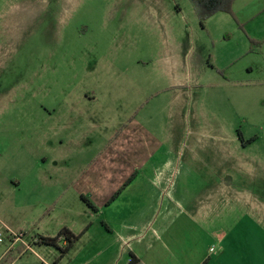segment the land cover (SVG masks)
<instances>
[{
  "label": "rangeland",
  "instance_id": "1",
  "mask_svg": "<svg viewBox=\"0 0 264 264\" xmlns=\"http://www.w3.org/2000/svg\"><path fill=\"white\" fill-rule=\"evenodd\" d=\"M90 93L98 99L83 126L64 145H45L42 110ZM206 130L219 131L218 147L202 156L214 160L217 148L218 178L235 190L213 221L219 233L235 227L229 264L243 247L264 262V0H234L204 25L191 0H0V264H116L104 225L125 204L112 200L151 157H178L180 144L195 145L191 132ZM133 141L131 157L123 147ZM13 177L23 179L20 193ZM83 198L113 205L98 215ZM65 228L87 233L69 256L27 246ZM15 236L28 244L14 245ZM195 237L218 246L202 231Z\"/></svg>",
  "mask_w": 264,
  "mask_h": 264
},
{
  "label": "crops",
  "instance_id": "2",
  "mask_svg": "<svg viewBox=\"0 0 264 264\" xmlns=\"http://www.w3.org/2000/svg\"><path fill=\"white\" fill-rule=\"evenodd\" d=\"M97 99L94 93H90L83 99L74 100L73 104L65 101L59 103L57 108L43 109L45 119L51 121L50 133L42 137L44 144L52 147H58L59 144L64 145L70 134H75L72 132L75 127L79 126V123L83 126L85 118L88 117L87 109L90 103L96 102ZM218 132L215 130L191 132L192 136L197 139L194 141L195 145L181 147L180 144L178 157L175 152L171 151L167 155L169 157L163 160L155 161L154 157H151V160L145 163L143 171H139L125 185L122 189L123 193L115 196L112 200L113 204L117 201L115 200L117 197L123 200L124 212L121 213L120 219L112 220L109 225L104 226H106L107 235L116 239L110 242V244H115L114 248L117 249L111 257L117 260L116 264H129L133 257L138 259L137 264H229L228 255L231 250H239L236 241L235 243L227 242L234 236L235 227L229 228L226 234L219 233L220 230L216 228V224L213 227V221L218 219L219 213L221 214L219 211L220 198L223 196L232 198L235 190L230 188L232 180H229V176L218 178L217 148H215L214 160L204 159L201 153V150L209 147H218L217 141L212 138L217 137ZM86 136L87 134L84 139ZM32 138L38 139L36 135ZM202 138H209V140L203 141ZM79 141L81 139L68 142L80 147ZM123 150H128L131 157H134V154L138 155L134 141L129 148L123 147ZM186 153H188L190 162L182 160V156ZM42 160L47 162L46 154H31L29 162L40 163ZM221 167L225 169L223 165ZM209 169H215L217 173L213 175L211 171H204ZM11 180L13 190L20 193L23 179L13 177ZM224 189L231 190L230 197L223 191ZM83 201L87 203L84 198ZM113 204L107 207L103 205L102 208L88 206L95 214L100 215ZM247 216L251 215L248 213L245 217ZM257 229L262 230L259 227ZM69 230L77 235L72 228ZM201 231L209 238L216 240L218 246L214 244L202 247L195 237V233ZM188 234L191 236L190 242H188ZM85 235L87 233H82L79 237H85ZM24 238L13 240V244L24 241L26 245ZM32 238L35 248L27 243L32 253L39 255V252L45 248L51 249V252L54 251V247L38 245L36 243L38 236ZM80 238L66 256H69L76 244L80 243ZM242 249L243 258L237 257L236 254L233 263L254 264L257 259L253 260L250 257L247 248ZM90 253L91 258L89 259H95L102 256L103 248L96 252L91 250ZM258 261H260L258 264H264L261 260Z\"/></svg>",
  "mask_w": 264,
  "mask_h": 264
},
{
  "label": "trees",
  "instance_id": "3",
  "mask_svg": "<svg viewBox=\"0 0 264 264\" xmlns=\"http://www.w3.org/2000/svg\"><path fill=\"white\" fill-rule=\"evenodd\" d=\"M195 7L196 13L202 23L215 16L217 13H231L234 0H191ZM88 205L94 208L85 198ZM80 237L73 234L69 229L65 228L56 237L39 236L37 244L49 246L58 249L62 257L66 256L74 247ZM65 242L67 245L63 248L60 243ZM138 259L133 257L129 264H137Z\"/></svg>",
  "mask_w": 264,
  "mask_h": 264
},
{
  "label": "built area",
  "instance_id": "4",
  "mask_svg": "<svg viewBox=\"0 0 264 264\" xmlns=\"http://www.w3.org/2000/svg\"><path fill=\"white\" fill-rule=\"evenodd\" d=\"M23 237V236H22ZM21 236H15L14 240H19L20 238H22ZM0 243H3V238H2V233H0Z\"/></svg>",
  "mask_w": 264,
  "mask_h": 264
}]
</instances>
